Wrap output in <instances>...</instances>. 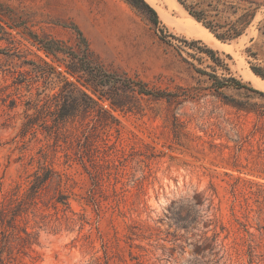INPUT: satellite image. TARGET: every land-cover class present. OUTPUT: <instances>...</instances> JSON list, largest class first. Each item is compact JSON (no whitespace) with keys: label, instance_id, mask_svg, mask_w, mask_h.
Instances as JSON below:
<instances>
[{"label":"rangeland","instance_id":"1","mask_svg":"<svg viewBox=\"0 0 264 264\" xmlns=\"http://www.w3.org/2000/svg\"><path fill=\"white\" fill-rule=\"evenodd\" d=\"M144 2L156 24L127 0H0V23L14 41L0 49L13 46L21 58L0 54V201L41 166L61 181L37 199L46 218L22 262L264 264V90L254 84L264 79L251 70L264 75V0ZM178 7L190 17L185 7L204 9L215 34L240 30L217 39L234 49L209 47ZM74 27L93 62L180 98H137L130 110L104 103L107 119L65 120L55 133L33 107L59 91L62 63L27 33L76 50ZM40 59L56 72L44 68L48 79L21 66ZM58 191L67 206L53 205Z\"/></svg>","mask_w":264,"mask_h":264},{"label":"trees","instance_id":"2","mask_svg":"<svg viewBox=\"0 0 264 264\" xmlns=\"http://www.w3.org/2000/svg\"><path fill=\"white\" fill-rule=\"evenodd\" d=\"M134 7L147 10L154 24L157 23V14L149 7L144 0H127ZM188 13L203 27L208 29L216 39L226 41L240 36L241 31L234 29L222 35L215 34L211 23L205 21V10L192 11L185 7ZM246 16L240 18L244 21ZM77 36V49H71L62 42L39 38L36 35L27 33V36L33 41L38 51L42 52L46 58L51 57L56 62L62 63L63 73H57L61 82L59 91L45 100H38L34 105L35 118H45L49 116L54 122V132L59 128L60 122L65 120L91 116L97 117L95 122L107 119L108 113L104 109V103H108L112 109H133L136 105V99L142 97H152L155 99L180 98L175 93H163L148 88L140 81H134L130 78L110 73L102 66L92 61L89 56L87 41L82 33L74 27ZM0 41H6L8 45H13L12 36L5 30L0 23ZM15 48L9 46L7 51L0 49V54L20 60L18 52L14 53ZM209 53L212 51L208 50ZM41 64L22 60L21 66H30V73L46 76L48 73H56L55 70L43 59ZM12 63V62H11ZM44 68L49 71L46 73ZM253 73L264 79L257 69H251ZM46 74V75H45ZM22 76V73H20ZM230 81L235 86H241L234 79ZM220 87H217L219 89ZM258 92V91H255ZM94 119H90L93 121ZM36 124L33 117H28L24 124V131L27 132ZM88 124V123H87ZM83 153L79 154L83 161ZM26 185H16L12 190L5 193L0 201V264H25L22 257L29 256L32 253V246L36 244V228L44 224L46 218L43 214H37V199L41 193L54 183L58 182L60 186L59 174L51 166H41L26 177ZM67 196L58 191L51 200L53 205L61 204L67 206ZM33 225L29 226L30 219Z\"/></svg>","mask_w":264,"mask_h":264},{"label":"bare ground","instance_id":"3","mask_svg":"<svg viewBox=\"0 0 264 264\" xmlns=\"http://www.w3.org/2000/svg\"><path fill=\"white\" fill-rule=\"evenodd\" d=\"M148 1L152 2L154 0H148ZM176 11H178L181 18L184 19L189 31L191 33H194L196 37L202 39L206 44L209 45V47L213 49L225 50V51H232L234 49V45H227L220 43L206 28H204L200 23L196 22L192 17H190L187 14V12L184 11L181 7L180 8L178 7V10ZM254 84L256 85L257 88L264 90V82L260 81L259 79L255 78Z\"/></svg>","mask_w":264,"mask_h":264}]
</instances>
